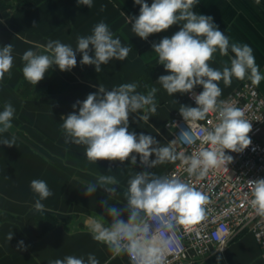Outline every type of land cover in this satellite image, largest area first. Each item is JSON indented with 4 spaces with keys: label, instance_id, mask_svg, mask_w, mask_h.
<instances>
[{
    "label": "clouds",
    "instance_id": "clouds-1",
    "mask_svg": "<svg viewBox=\"0 0 264 264\" xmlns=\"http://www.w3.org/2000/svg\"><path fill=\"white\" fill-rule=\"evenodd\" d=\"M77 3L89 9L93 6V0H77ZM198 3L199 0H153L149 6L146 0H134V4L140 6L139 15L130 17L122 13L131 23L135 36L143 40L173 25L181 26L170 37L165 36L152 44L158 64L170 73L159 76L156 82L172 97L176 93L192 95L197 86H202L203 91L192 95L196 106L180 104L179 113L191 127L197 121L205 120L209 113L216 114L217 123L209 129H200L202 141L208 147H201L189 155L185 151H177L175 140L162 146L151 135L130 132L133 113L138 114L139 121L148 123L158 108L156 93L159 89L151 87L146 94L140 93L136 83H124L111 90L99 84L86 99L77 100L72 107L76 109L79 106L78 112L61 117L66 144L83 146V154L91 163L130 160L131 165H135L139 156L145 169L180 161L190 176L203 177L210 170L221 167L228 171L227 166L234 158L226 154V150L242 153L252 144L249 136L252 123L245 118L244 110L219 99L222 89L218 82L223 81L224 86L229 87L233 78L248 79L259 86L264 73L256 64L253 49L247 44L231 42L214 23L213 17L195 12L193 9ZM103 9L101 6V11ZM37 48L44 51L29 49L21 56L23 76L34 86L54 66L62 72L76 67L77 53L82 56L81 65L94 66L95 72L99 73L101 65L112 60L124 61L133 50L123 46L119 38H114L103 21L93 27L90 35L77 36L75 49L59 40H49ZM217 50L221 56H228L229 52L234 54L230 57V65L225 62L222 70L209 65ZM12 52L11 43L0 47V81L6 73L11 74ZM14 115L15 108L10 102H5L3 111H0V134L13 127ZM0 145L16 146V137H4L0 139ZM153 155L155 159L150 160ZM248 184L252 207L257 214L264 215V178L248 180ZM114 186H119L115 175L100 174L95 183L85 187L84 195H93L99 187L109 194L108 197L115 196L119 192ZM30 189L37 197L32 207L43 215L46 208L42 201L51 197L53 192L41 179H33ZM123 200L126 201L123 208L112 206L108 199L103 201L105 214L91 219L89 227L92 238L105 244L112 257L126 254L131 264H165L167 253L182 239L180 229L189 231L193 225L203 221L209 202L204 192L178 176H157L149 170L135 172L128 179ZM125 213L127 220L123 219ZM6 239L11 241L13 232H9ZM18 248L25 249L23 241L18 243ZM217 259L219 261L220 258ZM49 264H99V261L90 253L86 260L69 255L49 260Z\"/></svg>",
    "mask_w": 264,
    "mask_h": 264
},
{
    "label": "crops",
    "instance_id": "crops-1",
    "mask_svg": "<svg viewBox=\"0 0 264 264\" xmlns=\"http://www.w3.org/2000/svg\"><path fill=\"white\" fill-rule=\"evenodd\" d=\"M1 2L0 47L11 43L14 59L11 74L6 73L0 81V111H3L5 102H10L15 115L13 127L0 134V139H10L14 135L16 146L0 145V264H49V260L69 255L86 260L90 253L96 256L99 264H127L126 254L112 257L105 244L92 238L89 221L105 214L102 202L107 199L112 206L124 207L123 192L135 172L149 170L162 176L173 163L145 169L139 156L135 165H131L130 160L91 163L83 154V146L65 143L61 117L78 112L79 106L73 109V104L86 99L99 84L111 90L124 83H136L144 68L152 65L156 76L151 87L159 89L156 93L157 112L150 116L148 123L139 121L138 114L133 113L129 131L151 135L162 146L174 140L172 128L166 126L172 112L180 108V104L196 105L187 94L169 96L156 82L159 76L170 73L158 64L152 44L165 36L170 37L181 26L173 25L166 31L150 35L147 40L135 36L125 16L139 15L140 6L134 4V0H93L90 9L78 5L77 0ZM146 2L150 6L153 0ZM101 6H104L103 11ZM193 10L213 17L214 23L231 42L249 45L256 64L264 73V0H199ZM101 21L109 26L114 38H119L123 46L133 48L126 60H112L101 65L102 71L96 73L94 66L79 63L82 56L77 53V66L69 71L75 79H69V86L61 94L47 95L44 90L36 88L33 93L37 95L27 99L16 93L17 64L25 51H37V45H46L49 40H59L75 49L77 36L90 35L93 27ZM232 55L229 52L228 56H221L217 50L209 65L222 70L225 62L230 65ZM242 81L233 78L229 87H225L223 81L218 82L222 89L219 99L226 97ZM257 87L264 96V80ZM195 89L203 91L202 86ZM137 91L142 93L139 87ZM259 139L264 142V124ZM152 159H155L154 155L150 157ZM100 174L116 176L119 186L114 187L118 195L108 197L109 194L99 187L93 195H84L85 187L95 183ZM33 179L44 180L53 192L51 197L42 201L45 212L69 216L42 237H34L26 229L27 220L37 214L32 207L37 198L30 189ZM123 219L127 220L126 213ZM9 232H13V239L8 242L6 236ZM20 241L24 242L25 249L18 248ZM197 264H264V259L252 234L243 231L230 239L223 252L215 251Z\"/></svg>",
    "mask_w": 264,
    "mask_h": 264
},
{
    "label": "built area",
    "instance_id": "built-area-1",
    "mask_svg": "<svg viewBox=\"0 0 264 264\" xmlns=\"http://www.w3.org/2000/svg\"><path fill=\"white\" fill-rule=\"evenodd\" d=\"M199 93L194 89L192 95ZM192 95L187 94V97L195 104ZM222 100L244 110L245 118L252 123L249 133L252 144L242 153L226 150V154L234 158L227 166L228 171L221 167L210 170L203 177L190 176L180 161L173 163L166 171L164 175H176L204 192L209 202L203 221L193 225L189 231L180 229L182 239L167 253L165 264H197L215 251L223 252L225 248L219 250L243 231L252 234L264 259V215L257 214L252 207L251 187L248 184V180L264 178V142L259 139L264 124V96L256 85L245 79ZM217 122L216 114L209 113L205 120L197 121L191 127L178 108L172 112L166 126L172 128L177 151L190 155L201 147H208L202 141L200 129H209ZM127 264H131L129 257Z\"/></svg>",
    "mask_w": 264,
    "mask_h": 264
},
{
    "label": "trees",
    "instance_id": "trees-1",
    "mask_svg": "<svg viewBox=\"0 0 264 264\" xmlns=\"http://www.w3.org/2000/svg\"><path fill=\"white\" fill-rule=\"evenodd\" d=\"M0 5H2L1 0ZM37 51L43 52L44 49H38ZM22 67L23 62L20 59L17 64L19 79L15 86V91L22 98L28 99L32 97V93L36 88L44 90L47 95H59L69 86V79H75V76L69 71L62 72L58 67L54 66L46 73L44 79L34 86L25 80L22 73ZM155 76V68L152 65H147L136 81V84L139 89H141L142 93L146 94L147 91L150 90ZM68 218L69 216L61 217L50 212H45L43 215L37 213L27 220L26 229L34 237H42L57 224L67 220Z\"/></svg>",
    "mask_w": 264,
    "mask_h": 264
},
{
    "label": "rangeland",
    "instance_id": "rangeland-1",
    "mask_svg": "<svg viewBox=\"0 0 264 264\" xmlns=\"http://www.w3.org/2000/svg\"><path fill=\"white\" fill-rule=\"evenodd\" d=\"M33 94H34V95H37V93H36V94H35V93H32V95H33ZM34 95H33V96H34Z\"/></svg>",
    "mask_w": 264,
    "mask_h": 264
}]
</instances>
